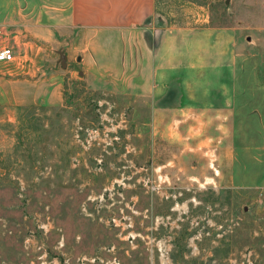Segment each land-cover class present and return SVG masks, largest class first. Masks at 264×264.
<instances>
[{"label":"rangeland","instance_id":"374dc122","mask_svg":"<svg viewBox=\"0 0 264 264\" xmlns=\"http://www.w3.org/2000/svg\"><path fill=\"white\" fill-rule=\"evenodd\" d=\"M40 11L0 0V264H264V0H154L152 49Z\"/></svg>","mask_w":264,"mask_h":264},{"label":"crops","instance_id":"0c3cea01","mask_svg":"<svg viewBox=\"0 0 264 264\" xmlns=\"http://www.w3.org/2000/svg\"><path fill=\"white\" fill-rule=\"evenodd\" d=\"M15 2L16 0H10ZM39 2L40 10L54 19L55 31L60 34L73 32L79 29L84 33L92 34L91 43H115L121 49L131 45L127 40L131 34L140 37L139 48L151 44L150 49L157 46L164 36L170 34L169 29L153 26L154 0H24ZM43 7V8H41ZM40 11V16L44 14ZM14 31H9L8 35ZM15 34V32H14ZM119 34L121 38H116ZM108 46V45H107ZM106 46V47H107ZM13 53L14 43L4 46ZM105 47V49H106ZM112 49L113 44H111ZM14 56V55H13ZM128 59V58H127ZM114 64L128 65L129 59L119 56ZM137 65H140L138 63Z\"/></svg>","mask_w":264,"mask_h":264},{"label":"built area","instance_id":"2783aa9c","mask_svg":"<svg viewBox=\"0 0 264 264\" xmlns=\"http://www.w3.org/2000/svg\"><path fill=\"white\" fill-rule=\"evenodd\" d=\"M0 34L2 33V30H0ZM13 60V53L10 48L3 47L0 49V63H9Z\"/></svg>","mask_w":264,"mask_h":264}]
</instances>
